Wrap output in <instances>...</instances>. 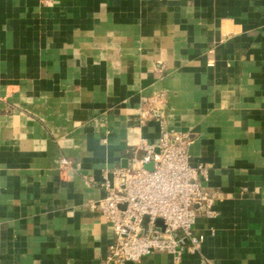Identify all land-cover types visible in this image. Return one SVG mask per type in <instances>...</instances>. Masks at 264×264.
I'll return each mask as SVG.
<instances>
[{
    "label": "crops",
    "instance_id": "crops-1",
    "mask_svg": "<svg viewBox=\"0 0 264 264\" xmlns=\"http://www.w3.org/2000/svg\"><path fill=\"white\" fill-rule=\"evenodd\" d=\"M161 120L220 195L205 261L264 264V0H0V264H103L98 183Z\"/></svg>",
    "mask_w": 264,
    "mask_h": 264
},
{
    "label": "built area",
    "instance_id": "built-area-1",
    "mask_svg": "<svg viewBox=\"0 0 264 264\" xmlns=\"http://www.w3.org/2000/svg\"><path fill=\"white\" fill-rule=\"evenodd\" d=\"M163 95L149 99L142 123L163 108ZM161 132L156 143L142 139L128 150V166L105 171L98 183L104 197L91 208L110 224L113 243L103 264L138 263L159 253H167L176 262L183 254L200 257L203 236L195 232L199 215L215 218L220 195L206 188L209 169L194 165L190 156L191 140L187 134L168 131L160 121ZM75 165L61 159L60 170L74 171ZM111 176V177H110ZM91 185L97 184L94 178ZM149 218L148 229L143 222ZM162 220L164 230L156 226Z\"/></svg>",
    "mask_w": 264,
    "mask_h": 264
},
{
    "label": "water",
    "instance_id": "water-1",
    "mask_svg": "<svg viewBox=\"0 0 264 264\" xmlns=\"http://www.w3.org/2000/svg\"><path fill=\"white\" fill-rule=\"evenodd\" d=\"M128 161L126 160L125 161V163H124V167L126 168L128 165V163H127ZM148 221H149V218H145L144 219V222H143V227H144V229L145 230H147L148 229ZM156 226L157 227H159V228H161L162 230H164V225H163V221L162 220H157V222H156Z\"/></svg>",
    "mask_w": 264,
    "mask_h": 264
},
{
    "label": "rangeland",
    "instance_id": "rangeland-1",
    "mask_svg": "<svg viewBox=\"0 0 264 264\" xmlns=\"http://www.w3.org/2000/svg\"><path fill=\"white\" fill-rule=\"evenodd\" d=\"M46 1H47V3L49 2V0H46ZM153 97H156V95L153 96ZM151 98H152V97H151ZM151 98H150V99H151ZM164 103H165V98L163 97V104H162L163 106H164ZM145 108H146V107H143L142 109L139 110V111H140L139 113H140V119H141V121H143V120H142L141 113L143 112V109H145ZM162 110H163V108H161V111H162ZM161 111H159V112H161ZM140 141H141V140H140ZM140 141H139V143H140ZM60 171L63 172L62 170H60Z\"/></svg>",
    "mask_w": 264,
    "mask_h": 264
}]
</instances>
